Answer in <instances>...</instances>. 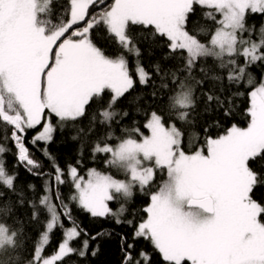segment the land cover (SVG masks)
Instances as JSON below:
<instances>
[{"label": "snow or ice", "instance_id": "snow-or-ice-1", "mask_svg": "<svg viewBox=\"0 0 264 264\" xmlns=\"http://www.w3.org/2000/svg\"><path fill=\"white\" fill-rule=\"evenodd\" d=\"M52 6L53 0H0V128L15 149L17 166L45 178L38 205L26 201L23 189L16 186L18 172L9 171L2 158L12 149L0 145V200L11 193L19 205L31 206L33 220L40 219L41 210L44 213L43 230L27 264H63L70 255L87 254L89 239H83L79 248L72 246L87 233L74 218L71 204L92 217H113L117 224L126 222L134 229L133 243L122 237L123 264H150L147 252H135L134 241L141 238L150 242L164 264H264V205L252 197L264 177L250 167V162L264 159V77L257 82L248 70L264 64V25L257 42L252 38L254 28L247 24L249 16H264V0H66L59 23L50 18ZM196 6L214 25L200 29L209 37L207 43L188 30ZM133 26L151 32L166 44L171 58L182 61L181 68L171 71L170 83L161 84L174 91L169 96L171 122L152 111L143 125L147 135L134 127L124 129V136L109 131L94 142L93 157L104 155L105 165L119 170L123 179L95 168L81 175V160L65 170L47 148L43 154L51 169L43 171L27 146L29 131L39 128L29 142L34 147L47 145L57 126L75 127L105 93L110 98L106 106H98L87 132L95 130L97 120L111 128L120 115L114 110L120 98L137 82L147 85L152 80L139 60ZM99 28L106 30L120 54L109 56L94 43L92 33ZM128 56L133 57L131 64ZM208 58L224 73L212 79H226L236 91L231 96H222L223 87L220 93L214 88L202 92L205 103L230 115L235 98L243 95L240 87L250 89L248 124H234L216 137L205 129L200 146L198 133L191 132L186 147V133L171 117L174 114L183 125H193L194 86H203L207 76L195 79L192 72ZM154 69L162 80L169 76L159 64ZM184 72L187 76L182 79ZM127 115L124 112L122 118ZM157 171L165 173L166 179L149 193L144 218L122 219L125 205L113 210L109 202L132 198L136 188L150 189ZM68 180L74 191L66 202L60 188ZM27 187L35 191L34 185ZM11 210L10 204L0 210L5 217L0 219V264H23L21 249L26 241L22 230L7 222ZM56 231L61 238L55 250L45 255Z\"/></svg>", "mask_w": 264, "mask_h": 264}, {"label": "trees", "instance_id": "trees-1", "mask_svg": "<svg viewBox=\"0 0 264 264\" xmlns=\"http://www.w3.org/2000/svg\"><path fill=\"white\" fill-rule=\"evenodd\" d=\"M66 0H53V13L51 20L53 23H59L61 12L65 6ZM249 27L254 28L253 39L257 42L260 38V29L264 25V16L252 15L247 20ZM205 30L213 29L214 25L211 21H208L204 17V10L200 6H196L195 13L191 16L188 23V30L193 34H199V38L202 42L207 43L208 36L200 32V29ZM137 42L138 47L141 50L139 60L142 66L152 74V80L147 85H140L138 82L134 89L130 90L120 98L115 105L114 110L120 113L112 122V127L107 125H100L98 120L95 125V130L88 134L87 130L89 122L94 113L98 114V106H106L110 93H105L103 100L98 104H92L88 109V114L77 122L75 127L69 125L63 129L57 126V130L54 133V139L47 145L40 144L34 147L29 143L39 128L34 131H29L27 134V146L29 147L32 156L40 162L42 170L48 172L51 169L50 161L44 156V149L47 148L48 152L55 157L57 163L66 170L68 164H75L77 160H81L82 164L79 166L80 174L84 175L86 169L95 168L104 172H110L116 176H121V172L116 168H109L105 165L104 155H97L93 157L92 147L94 142L101 137L107 135L109 131H113L116 136H124L126 133L124 129H131L139 127L146 135L147 129L143 127L146 120L152 111L164 116L165 120L169 121V96L174 95V91L170 89L161 88L162 83H170L171 71L177 70L182 67V61L179 58H171L169 56V50L166 44L159 39H154L151 32L142 30L139 26H133L132 33ZM247 35V34H246ZM92 39L94 43L100 47L109 56H116L122 52L118 48L116 43L105 29L99 28L92 33ZM130 64L133 62V57L128 56ZM159 64L164 71L169 72V76L163 80L161 76L155 74L154 66ZM201 68L205 69L204 72ZM249 72L254 76L258 82L264 77V64H257L249 67ZM163 73H161L162 75ZM224 73L216 67V62L212 58L207 60H201L192 72V76L195 79H202L207 76L203 86H194V98L196 100L195 107L192 110L190 119L193 120V125L185 126L180 121L175 120V115L171 117L172 121H175L178 127H181L185 131V146H188V134L191 132L198 133L197 146L204 143L205 129L207 134L216 137L224 134L226 130L232 125L243 126L248 123L247 108L249 101L247 98V91L243 86L240 87V92L243 95L237 96L234 100V104L231 106L230 115H225L222 109L217 108L215 105L209 107L205 103V97L202 96V92L210 91L213 88L220 93V89L223 87L224 91L222 96H231L236 91V87L231 88L227 84V80L219 81L213 80L214 75H223ZM133 75L134 72H133ZM183 79L187 76V72L181 73ZM156 92V95H153ZM127 112V116L122 114ZM53 123H57L53 118ZM84 129V132H80V128ZM5 133L3 128H0V145L5 146L8 149H12L3 155V159L6 161L9 171H17L18 179L16 180L17 189H23L25 193V200H32L38 205L39 196L42 192V185L44 177H38L30 174L25 170L23 166H17L15 159V149L12 148L10 142L4 139ZM77 137V139H73ZM115 140L110 143H115ZM250 167L264 177V159L257 158L255 161L250 162ZM67 179V177H66ZM166 179V174L157 171L155 182L150 189H146L145 192H141L138 188L134 189V195L126 202L119 200L109 202L110 207L116 208L120 204H124L127 208L124 219H135L139 222L144 218L143 208L149 203V193L158 190L160 184ZM31 184L35 186V191L29 189L27 186ZM60 191L63 198L68 202V197L72 195L74 189L71 186V181L68 180ZM253 199L264 205V183L258 184L252 193ZM10 198V199H9ZM121 202V203H120ZM11 206L10 216L7 217V222L13 225L15 228L22 230L23 238L26 241L24 247L21 249V258L24 263H27V258L37 242L42 229V223L44 220V213L41 210L39 220L32 219V208L29 204L25 203L23 206L17 203V197L8 193L4 200H0V210L5 208V205ZM72 214L78 221L80 227L87 233V237L81 236L79 240L73 243V247L79 248L81 241L85 238L89 239V249L84 257H80L78 254L70 255L63 261V264H123L124 252L122 251V237L127 238V243H133L132 235L134 229L130 227L126 222L117 224L113 217H92L87 212L79 209L75 204H71ZM3 211H0V219H4ZM97 233H103L95 240H91L92 236H96ZM61 238L59 231H56L51 237V243L47 246L45 255L52 253L58 241ZM135 243V252L138 253L144 250L150 256V264H164V261L160 254L154 250L149 241L144 239H137ZM95 251V255H93Z\"/></svg>", "mask_w": 264, "mask_h": 264}, {"label": "rangeland", "instance_id": "rangeland-1", "mask_svg": "<svg viewBox=\"0 0 264 264\" xmlns=\"http://www.w3.org/2000/svg\"><path fill=\"white\" fill-rule=\"evenodd\" d=\"M108 2L110 3L111 2V0H108ZM99 9H96V11H98ZM248 124V123H247ZM247 124L246 125H243V126H239V127H247ZM148 134V133H147ZM146 134V135H147ZM98 170V169H97ZM87 171H88V169H86V173L84 174V176H86V174H87ZM99 171H101V170H99ZM119 171V170H118ZM101 172H104V171H101ZM104 173H109V174H112V173H110V172H104ZM113 176H115V177H117V178H121V179H123L124 178V176H123V174L121 173V176H116V175H114V174H112ZM139 189V188H138ZM119 201H121V202H126L127 200L126 199H124V198H119L118 199ZM120 202V203H121ZM123 204V203H122ZM121 205V204H120ZM120 205L119 206H117L116 208H112L113 210H116V209H118L119 207H120ZM262 205V204H261ZM24 264H27V263H24Z\"/></svg>", "mask_w": 264, "mask_h": 264}]
</instances>
